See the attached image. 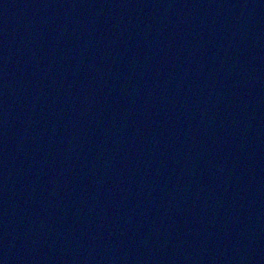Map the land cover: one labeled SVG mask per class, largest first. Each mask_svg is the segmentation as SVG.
Returning <instances> with one entry per match:
<instances>
[{
    "label": "water",
    "instance_id": "water-1",
    "mask_svg": "<svg viewBox=\"0 0 264 264\" xmlns=\"http://www.w3.org/2000/svg\"><path fill=\"white\" fill-rule=\"evenodd\" d=\"M0 264H264V0H0Z\"/></svg>",
    "mask_w": 264,
    "mask_h": 264
}]
</instances>
